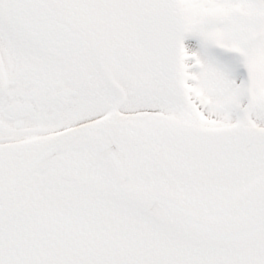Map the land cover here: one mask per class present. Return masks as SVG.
I'll list each match as a JSON object with an SVG mask.
<instances>
[{"label":"snow or ice","instance_id":"6c2138e0","mask_svg":"<svg viewBox=\"0 0 264 264\" xmlns=\"http://www.w3.org/2000/svg\"><path fill=\"white\" fill-rule=\"evenodd\" d=\"M0 264H264V0H0Z\"/></svg>","mask_w":264,"mask_h":264}]
</instances>
